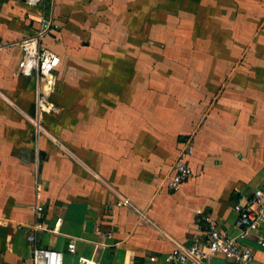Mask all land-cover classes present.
<instances>
[{
	"label": "crops",
	"instance_id": "obj_1",
	"mask_svg": "<svg viewBox=\"0 0 264 264\" xmlns=\"http://www.w3.org/2000/svg\"><path fill=\"white\" fill-rule=\"evenodd\" d=\"M46 27L60 111L38 131L18 43ZM263 186L264 0H0V264H33L35 247L63 264H176L209 219L238 237L234 205ZM38 205L49 230L34 244ZM260 241L264 224L241 240L264 264Z\"/></svg>",
	"mask_w": 264,
	"mask_h": 264
},
{
	"label": "built area",
	"instance_id": "obj_2",
	"mask_svg": "<svg viewBox=\"0 0 264 264\" xmlns=\"http://www.w3.org/2000/svg\"><path fill=\"white\" fill-rule=\"evenodd\" d=\"M28 6H38L45 0H21ZM50 28H42L35 35L21 40L18 45L22 49V59L19 63V71L16 76H36V112L29 119L38 131H42V119L44 115L59 113V106L52 101L51 95L57 82V68L60 65V58L56 53L42 45L48 35ZM181 157L175 162L173 172L167 181V188L176 192L181 184L190 177L191 170L185 161L187 154L192 153V139L185 145ZM126 203V202H125ZM130 207L131 204L126 203ZM38 214L37 220L30 226L29 241L37 242L38 234L47 229L41 220V213L44 208L40 205L34 208ZM237 214L236 227L239 231L238 237H231L222 231L215 221L208 220L206 240H196L190 247L177 246L169 253V259L176 264H209L211 257L222 256L242 264H258L251 247L243 245L241 240L249 238L257 232L264 224V186L255 190L245 203L234 205ZM146 219V213H140ZM62 219H58L52 232H59ZM100 233V232H99ZM111 237V234H108ZM264 246V241L259 242ZM71 253L76 252L75 242L68 245ZM64 254L60 251L35 247L32 253L33 264H63ZM79 264H95L90 258H81Z\"/></svg>",
	"mask_w": 264,
	"mask_h": 264
}]
</instances>
